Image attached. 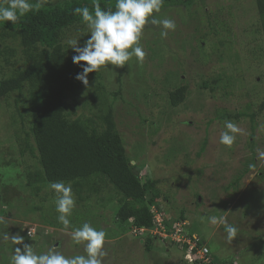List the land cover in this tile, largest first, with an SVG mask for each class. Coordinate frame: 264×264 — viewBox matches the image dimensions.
<instances>
[{
  "label": "rangeland",
  "instance_id": "rangeland-1",
  "mask_svg": "<svg viewBox=\"0 0 264 264\" xmlns=\"http://www.w3.org/2000/svg\"><path fill=\"white\" fill-rule=\"evenodd\" d=\"M64 1L70 0H48L46 5ZM165 10L156 17L175 20L176 30L161 39L160 28L147 24L140 41L144 61L133 58L124 67H100L98 77L88 74L77 103L67 99L69 112L73 118H89L111 109L131 165L140 168L141 182H161L162 215L172 224L180 223L185 237L196 236L215 264H264V158L259 157L264 151V108L254 117V130L249 118L264 100V58L254 47L261 37L254 33L259 26L255 3L198 0ZM74 29L66 32V39L78 33L88 39L86 25ZM69 54L75 55L71 48ZM0 67L3 79L14 69L1 60ZM215 79L219 83L211 84ZM203 84H210L205 91L198 88ZM182 85L188 89L187 98L172 108L168 94ZM25 95L18 104L21 114L28 109ZM13 99L9 107L1 105V124L17 112ZM222 110L240 116L231 119L241 129L231 147L219 143L226 119H218L216 113ZM14 115L17 120L18 113ZM9 129L4 127L5 133ZM12 140L0 137V209L10 214L3 216L5 227L22 229L31 237L42 230L45 241L39 245L57 246L66 256L84 254L83 247L71 241L70 230L66 233L38 224L41 217L32 208L34 195L49 193V189L24 188L23 167L32 170L38 162L26 156L20 159ZM112 194L105 187L90 206L77 209L85 214L84 220L106 233L104 264H186L179 262L182 249L169 243L166 248L159 241L152 242L146 252L142 241L130 235L129 225L116 221L119 206ZM182 213L186 222H174ZM209 216L226 218L237 227V236L229 241L223 225L202 220Z\"/></svg>",
  "mask_w": 264,
  "mask_h": 264
},
{
  "label": "trees",
  "instance_id": "trees-1",
  "mask_svg": "<svg viewBox=\"0 0 264 264\" xmlns=\"http://www.w3.org/2000/svg\"><path fill=\"white\" fill-rule=\"evenodd\" d=\"M253 1L259 22L254 33L257 37L261 35L256 38L254 47L264 58V0ZM98 2L102 9H114L115 0ZM194 3H198V0H164L159 13H166L165 9L173 5L190 6ZM82 6H88L92 10L93 1L70 0L47 4L38 12L28 13L15 24L0 23V60L6 67L14 68L8 78L3 79L4 77L0 76V109L3 103V107H9L10 99L15 96L13 106L18 113L17 120L14 115L16 113L13 112L9 114L8 121L0 123V137L6 135L13 139L20 159L26 156L35 158L38 162V166L32 170L23 167L22 171L24 188L29 189L37 185L41 186L40 190L49 189V193L34 195L36 200L32 208L41 217L38 224L62 229L53 203L54 193L49 185L51 182L63 181L71 183L76 198V207L69 217L74 227H80L84 222L91 223L84 220L85 214L77 209L90 206V201L99 196L103 188L109 187L113 193L110 196L119 206L115 216L118 224H127L130 229L150 230L154 227L152 209L161 213L159 200L162 195L158 189L161 182L153 179L141 182L140 168L131 165L111 109L105 114L89 118H73L74 114L69 112L71 108L67 99L72 98L73 102L77 103L75 98L84 84L75 79L82 68L73 63L69 49L66 50L67 45L63 41L67 31L79 27L83 29L85 26L79 16L72 14V9ZM80 39L82 46L87 38L84 35ZM98 71L99 69L89 74L98 77ZM216 83H219V80L215 79L211 84ZM209 85L203 84L198 88L205 91ZM253 90L255 89L252 88ZM188 93L185 85L170 91L167 97L168 105L172 108L178 107L185 102ZM24 94L27 95L28 109L26 114H21L18 104ZM263 108L264 100L259 104L258 112L249 116L253 122L252 130L256 125L254 117L261 113ZM216 117L231 120L240 116L226 114L222 110L216 113ZM4 127L10 132L5 133ZM236 183L237 181L233 184L234 190L239 185ZM47 201L51 204H47ZM0 216L8 217L10 214L0 209ZM168 220L164 216L165 226L170 228L172 222ZM183 220V213L173 219L174 222ZM5 226V223L0 224V233L6 232L9 237L19 234L24 237V243L30 244L32 235L17 228L11 231ZM95 228L97 229L96 226ZM41 231L38 229L35 233L38 240L33 245L38 254L49 249L42 246L44 235ZM152 242L149 238L143 240L146 252H150ZM13 247L22 245L13 246L10 241L0 239V264H9Z\"/></svg>",
  "mask_w": 264,
  "mask_h": 264
},
{
  "label": "clouds",
  "instance_id": "clouds-1",
  "mask_svg": "<svg viewBox=\"0 0 264 264\" xmlns=\"http://www.w3.org/2000/svg\"><path fill=\"white\" fill-rule=\"evenodd\" d=\"M47 2L48 0H0V23L11 22L15 24L28 13L38 12ZM163 4L164 0H115L114 9L108 8L105 10L101 8L98 0H93L92 10L88 6L72 9V14L79 16L81 23L86 25L87 33L89 34L88 39L84 41L82 46H78V42L80 37L84 35L69 37L65 41L66 50L71 48L75 53L72 57L73 63L82 68V71L77 73L75 79L87 85L88 74L96 72L102 66L124 67L133 58H135L136 62L142 63L146 53L140 41L145 26L147 24L158 26L161 39L167 38L169 32L175 31L177 28L175 20L157 18L154 15V13L161 11ZM240 132L241 129L236 123L231 120H225L224 130L219 135V143L231 147ZM259 157L264 158V151L259 152ZM49 187L54 193L53 203L55 211L58 213L57 220L62 225V230L66 233L70 230L71 241L74 245L82 246L84 254L66 256L62 252L55 250L57 246H52L47 251L38 254L34 250V246L24 243V237L21 235L17 234L9 237L8 233L3 232L0 233V239L10 241L13 246L22 245V247H13L14 250L12 249L9 264H104V257L106 256L104 251L105 231L103 229L97 230L89 222H84L80 227H74L71 224L69 217L76 207V198L71 183L63 181L51 182ZM154 212L161 215L168 235H170V232L172 233L171 229L174 224L180 225V223H173L168 228L165 226L164 216L155 209H152L153 220ZM204 219L213 225H223L226 238L229 241H232L237 236V227L229 224L226 218H217L216 216L202 217V220ZM185 222L184 220L181 221V223ZM3 223H5L4 218L0 217V224ZM135 229H130V235L132 234L133 238L141 240L142 244L144 239L149 238L153 240V243L159 241L165 244L166 248L168 243L178 246L183 251L182 260H179V262L184 261L186 264H196L191 261L192 256L188 254L187 246L178 245L171 241L170 238L151 237L149 231L153 230V228L147 230V234L144 235H134L133 230ZM194 237L197 238L196 236ZM197 240L199 247L207 249L198 238ZM208 257L211 260L209 250ZM211 262L214 264L212 260Z\"/></svg>",
  "mask_w": 264,
  "mask_h": 264
},
{
  "label": "built area",
  "instance_id": "built-area-1",
  "mask_svg": "<svg viewBox=\"0 0 264 264\" xmlns=\"http://www.w3.org/2000/svg\"><path fill=\"white\" fill-rule=\"evenodd\" d=\"M154 227L153 230L149 231L151 237L158 236L162 239L170 238L171 241L178 245L187 246L188 254L192 256L190 260L196 264H212L208 257V250L205 247L198 246V240L194 236L185 237L182 233L181 226L179 224H174L172 226V233L170 235L166 233V229L163 225V219L160 214L154 212ZM147 230L138 229L133 230L134 235H144L147 234Z\"/></svg>",
  "mask_w": 264,
  "mask_h": 264
},
{
  "label": "water",
  "instance_id": "water-1",
  "mask_svg": "<svg viewBox=\"0 0 264 264\" xmlns=\"http://www.w3.org/2000/svg\"><path fill=\"white\" fill-rule=\"evenodd\" d=\"M37 239H38V237L35 236V237L31 240V242H30V246H33L34 243H35V241H36Z\"/></svg>",
  "mask_w": 264,
  "mask_h": 264
}]
</instances>
